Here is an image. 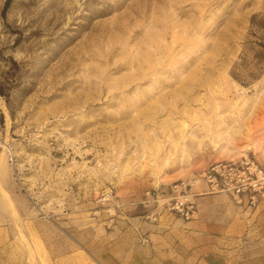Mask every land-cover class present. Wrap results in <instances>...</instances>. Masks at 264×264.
Returning a JSON list of instances; mask_svg holds the SVG:
<instances>
[{"label":"rangeland","instance_id":"374dc122","mask_svg":"<svg viewBox=\"0 0 264 264\" xmlns=\"http://www.w3.org/2000/svg\"><path fill=\"white\" fill-rule=\"evenodd\" d=\"M4 2L0 223L22 263L256 247L260 206L202 181L192 218L166 202L212 162L264 158V0Z\"/></svg>","mask_w":264,"mask_h":264},{"label":"built area","instance_id":"2783aa9c","mask_svg":"<svg viewBox=\"0 0 264 264\" xmlns=\"http://www.w3.org/2000/svg\"><path fill=\"white\" fill-rule=\"evenodd\" d=\"M199 181L206 192H222L238 206L255 208L264 202V158L243 155L210 163L192 180H180L171 186L167 209L183 219L192 218L197 206L188 189Z\"/></svg>","mask_w":264,"mask_h":264},{"label":"crops","instance_id":"0c3cea01","mask_svg":"<svg viewBox=\"0 0 264 264\" xmlns=\"http://www.w3.org/2000/svg\"><path fill=\"white\" fill-rule=\"evenodd\" d=\"M258 206L262 208L258 215L257 231L255 240L256 247L251 249L242 257L235 254L233 251H227V255L220 254L221 250L218 247L212 248L210 251L194 250L193 255L184 260V264H264V202ZM5 215L2 216L3 220L0 223V264H26L20 260V254L15 248L12 241L11 229L6 225L4 220ZM204 226H200L203 231ZM203 234V233H202ZM213 241V238H210ZM123 241V240H122ZM124 242V241H123ZM125 243V242H124ZM126 245V244H125ZM127 246V245H126ZM126 247L120 249H108L100 255V260L103 264H159L158 261L149 251L146 254L141 253L138 248ZM204 246L200 248L203 249ZM222 259V260H221Z\"/></svg>","mask_w":264,"mask_h":264},{"label":"trees","instance_id":"16d2710c","mask_svg":"<svg viewBox=\"0 0 264 264\" xmlns=\"http://www.w3.org/2000/svg\"><path fill=\"white\" fill-rule=\"evenodd\" d=\"M7 3H8V0H5V2H4V6H6ZM252 23H255V21L252 20ZM256 23H257V22H256ZM261 27L264 28V26H261ZM259 44H260V46L262 47V50H263V53H264V42H260ZM1 93H2V90L0 89V94H1Z\"/></svg>","mask_w":264,"mask_h":264},{"label":"bare ground","instance_id":"6f19581e","mask_svg":"<svg viewBox=\"0 0 264 264\" xmlns=\"http://www.w3.org/2000/svg\"><path fill=\"white\" fill-rule=\"evenodd\" d=\"M10 202V204L12 205V202L11 201H9ZM13 206V205H12Z\"/></svg>","mask_w":264,"mask_h":264}]
</instances>
